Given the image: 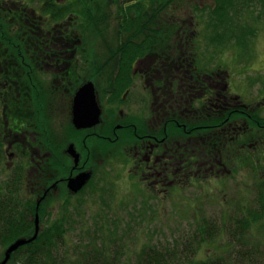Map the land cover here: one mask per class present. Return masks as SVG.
I'll list each match as a JSON object with an SVG mask.
<instances>
[{
	"label": "flooded vegetation",
	"instance_id": "flooded-vegetation-1",
	"mask_svg": "<svg viewBox=\"0 0 264 264\" xmlns=\"http://www.w3.org/2000/svg\"><path fill=\"white\" fill-rule=\"evenodd\" d=\"M56 1L63 3L65 0ZM41 5L40 0H0L10 35L5 45L0 41L4 48L0 52V174L4 177L0 179V263L9 244L18 239H29L36 230V238L16 249L5 264H26L28 257L21 259L19 254L44 245L47 250H52L59 244V223L63 232L70 233L80 228L88 204L98 203V197L105 199L106 196H82L79 193L86 187L95 186L101 192V185L108 175L105 168L108 162H113L114 168L119 169L116 173L128 167L125 177L133 178L130 186L137 187L138 192V195H132L133 198L164 202L170 195L178 197L173 193L176 189L185 197L188 185L203 197V182L222 181L225 176H232L233 168H229L232 165H220V139L225 141L223 146L233 140L228 150L234 146L233 150L245 152L239 164H233L240 170L251 157V151H244V147L253 149L255 158L261 160L264 143H257L252 136L264 134V125L258 119L252 123L250 120L251 115L256 114V108L242 105L236 98L238 94L231 95L227 81L220 83L211 71L196 69L195 55L200 40H195L192 30L195 18L191 21V29L182 18L173 19L183 9L182 5H174L177 9L172 10V4L161 9V5L155 6L151 0H133L123 4L135 10L137 6L144 8L139 22L141 28L148 27L147 34L136 32L133 41L144 46L141 42L147 39L145 46L148 48L132 55L129 85L120 94L112 87H106L101 79L95 80L97 76L103 77L102 72L96 73L92 80L89 73H82L90 71V68L75 67V53L60 51L55 35H45L44 38L38 34L43 31ZM27 11L33 18H25ZM154 17L158 20L155 21ZM52 24L60 25L58 22ZM260 24L263 28L256 29L254 33L263 36L264 24ZM16 25L29 26L30 34L16 35ZM128 39L122 33L116 36L120 48L121 43ZM32 40L38 43V47L30 44ZM122 55L123 52L117 60ZM255 69L264 70V67ZM119 71L120 68L115 69L113 79ZM86 82L93 83V97L99 115L95 124L76 128L73 97ZM227 91L228 99H220V93L225 95ZM231 102L239 107L236 116L231 118L228 115L219 123V112H227ZM123 142L128 145L122 147ZM115 146L116 153L112 155L110 149ZM84 173L88 174V179L73 191L70 181ZM126 198L121 196L119 201ZM190 205V209L182 211L193 220V232L191 236L184 237L178 249V242L171 241V246L159 251L152 246L154 235L150 228H134L138 235L131 241L138 239L142 232L145 240L138 245L145 244L147 248L133 249L128 253L124 247L130 243L120 241L123 238L116 234H121V230L111 226L106 227L103 234L100 230L104 237L100 242L102 248L98 250V256L103 258L102 264H171L172 251L177 257L174 264H217L220 238L215 228L216 217L206 220L200 215L199 206L195 207L196 211L194 205ZM104 207L110 208V205L104 204ZM67 208L69 214L64 213ZM122 212L118 210L114 214ZM60 213L57 222L56 216ZM177 213L173 214L176 216ZM52 217L56 222L54 227L44 230L42 220ZM103 218L98 216L95 218L98 223L92 222L87 228L83 226V231L78 233L83 237H78L80 239L76 243L90 239L89 230L101 225L100 219ZM66 223L70 224L69 228ZM145 229L151 233H144ZM64 239L67 240L65 236ZM37 240L40 242L36 244ZM72 248L79 252L82 245L74 243ZM108 249L112 250L113 256H108ZM226 249L229 251L223 264H234L237 258L233 260L235 256L230 251L241 255L235 252L232 244L226 245ZM122 253L128 254L129 259L121 261Z\"/></svg>",
	"mask_w": 264,
	"mask_h": 264
},
{
	"label": "rangeland",
	"instance_id": "rangeland-1",
	"mask_svg": "<svg viewBox=\"0 0 264 264\" xmlns=\"http://www.w3.org/2000/svg\"><path fill=\"white\" fill-rule=\"evenodd\" d=\"M191 2L196 3L200 10L196 9L193 5L189 6V2L185 0L182 3L183 9H181L173 19L178 17L182 18L188 29H191V21L193 17L195 18L193 20L195 23L193 24L194 28L192 30L195 32L194 35H196L195 40H200L199 48L195 55L196 69L200 67L205 72L211 71L210 73L214 76V79L220 83L227 81V85L230 89L229 91L232 93L231 95L238 94L239 96L236 98L242 105L256 108V113L264 116V70L257 71L255 69L257 66L264 67V35H256L254 33L256 29L263 28L260 23L264 24V0H192ZM221 9L226 10L224 16L220 15ZM201 10L202 13L200 12ZM156 19L158 20V17L155 18V21ZM38 34L42 35L44 38L46 37L43 32H39ZM30 44L38 47V43L33 40ZM67 46L68 42L62 43L64 49ZM87 49H90V47L87 46ZM111 50L110 45H106L100 47L98 52L99 54H109ZM75 60V64L80 66L81 58H75ZM250 60L252 65L250 64ZM94 68V66L90 68L92 75ZM104 69H110L111 74L113 72L111 68ZM90 71H85L84 74H90ZM101 76L103 77L97 76L95 78L96 81L97 79H101L104 84H107V78L103 70ZM229 91H227L225 95L229 94ZM252 137L258 140L256 141L257 143L259 141L264 143V134H254ZM126 145L128 144L123 142L122 147ZM116 148L117 146L110 149L112 155L116 153ZM244 148V151H251L253 152L252 154H254L253 149L247 150L246 147ZM258 159L259 158H256V163H259L260 160L257 161ZM260 162L262 164L257 166L246 164L243 170L237 167L234 173H232V176L231 174L229 175L230 179H227V176H225L222 181L203 182V197L193 186L188 185L185 187V197H182L179 189H176L173 193L178 197L171 196L164 202H159L156 199L143 200L140 198H133L132 195H138V192L137 187L130 186V181H132L133 178L129 176L125 177L128 167L116 173L119 169L114 168L113 162H108L105 167L106 175H108L103 185H101V192L95 186V188L86 187V189L84 188L83 191L79 193L82 194V196L103 194L106 198L102 199L98 197V203L88 204L89 207L84 209L85 214L82 217L83 224H79L81 227L71 230L70 233L65 231L66 234L68 233L65 235L67 240L64 239L63 242V237L59 239V244L55 245L54 248L50 250V260L47 261L48 256L46 257L45 264H91L92 261V264H102L101 260H103V258L98 256V250L102 248L100 247L102 245L100 242L104 238L102 235L104 229L111 226L121 230V234H116L117 237L121 236L123 238L122 240L120 239V241L127 240V243H130L131 246L128 245L124 247L128 253L133 249L147 248L145 244L138 245L145 240L142 232L139 233L138 239L131 241L133 236L138 235L133 231L135 230L134 228H150L152 235H154L152 246L159 251H161L162 248L171 246V241L178 242L176 245L178 249L179 243L184 241V237L191 236L193 232V220L186 215L185 211H182L190 209V204L194 205V209L196 206H199L200 209L198 210L201 211L200 215L206 220H209L211 216H215L216 226L219 225L220 219L226 218L228 213L232 216L235 213V209L240 205L245 206L247 209H250L251 206H254V208L256 207L255 205H251L256 203L254 201L257 195H254V193L259 187H262V180L264 179V159ZM231 167H236V165H232ZM16 175L20 177L18 173H16ZM3 178L4 177L0 174V179L3 180ZM258 179L259 181L255 183ZM222 182H224V184ZM141 186L145 188V185L142 183ZM246 187L247 189H244ZM16 194L20 193L17 192ZM121 196H127V198L124 199V201H119L121 200ZM176 199H178L177 201L179 204L175 207ZM104 204L110 205V208L104 207ZM118 210L123 212L114 214V212ZM105 211H108V214H104ZM150 211H152L154 215H151ZM177 211L178 213L175 216L173 213ZM64 213H70L68 208ZM60 215L61 213L56 216L57 222L60 220ZM116 215L119 216L118 219L115 218ZM234 215L235 217L241 216V214L238 213ZM51 216H53V214ZM98 216L104 218L100 219L101 225L98 224L96 228L93 227L95 230H89L88 235L90 239L85 238L81 244L76 243L80 239L78 237H83L78 236V233L83 231L82 227L86 226L87 228L92 222L98 223V220L95 219L96 217L98 218ZM73 217H77V215ZM262 222L264 224V221ZM41 223L43 229L47 231L51 226L54 227V223L56 222L52 217L43 219ZM65 225L68 228L70 227L69 223ZM145 232L150 231L145 229L144 233ZM261 232H264V229L261 230ZM247 235L249 240H251L249 233ZM73 242L76 245H82L79 252L72 248ZM220 242L225 246L229 244L234 245V250L237 252L238 242L229 234L224 233ZM103 248L107 250L105 247ZM121 248L122 247H119V249ZM180 248L181 246L179 249ZM260 249L261 251L255 254V257H259L260 255L264 256V247ZM228 251L222 247L218 249L216 253L218 257L225 259L227 258L226 254ZM230 252L235 256L233 260H236V258L238 259L234 264H255L254 262L251 263L249 259L248 262H243L236 253L233 251ZM83 253H85V255L81 257L80 255ZM108 253V256H113L112 250L108 249ZM203 253H205V250H203ZM20 258L23 259L24 257L21 255ZM229 258L232 259L231 257ZM127 259H129L128 254H120L121 261ZM16 260L19 262L21 261L18 257ZM123 264L128 263L124 262ZM262 264H264V258Z\"/></svg>",
	"mask_w": 264,
	"mask_h": 264
},
{
	"label": "trees",
	"instance_id": "trees-1",
	"mask_svg": "<svg viewBox=\"0 0 264 264\" xmlns=\"http://www.w3.org/2000/svg\"><path fill=\"white\" fill-rule=\"evenodd\" d=\"M33 1V0H31ZM42 5L41 7V15H42V32L44 35H55L58 38V49L60 51L68 50L73 51L75 53V58H81V65L79 67H95L97 69L96 72L90 71V78L94 80V76L97 75L103 70L105 76L107 78V86L108 88L112 87L118 94H120L125 86H128L129 80L128 77L130 75L131 70V62L134 60V56H132L136 52H141V50H146L148 47L145 46L147 43V39H144L141 43L143 45L136 44L133 41L134 33L139 32L143 34H147L148 27L141 28L140 20L142 19L144 12V8L137 6L136 10L131 8L130 6L124 7L123 4L127 2H131L133 0H65L63 3H59L56 0H40ZM121 1V2H120ZM185 0H151L152 4L155 6L158 4L161 5V9L168 7V5L172 4L171 9H177L179 5H182ZM188 5H193L196 9L200 10L197 7L196 3H192V0H187ZM220 1V0H216ZM226 1V0H221ZM120 2L121 4H119ZM118 5V6H117ZM117 7V8H116ZM137 11V12H136ZM225 9L220 10V15H225ZM19 18V16L17 17ZM27 19L33 18V15L30 12H26ZM54 22L60 23V25L53 26ZM64 22L63 24H61ZM34 24V23H33ZM17 34L20 35H29L28 31L29 26H18ZM6 22L4 21V17L2 15V11L0 9V41L5 45L6 38H8V32L6 29ZM125 34L128 36V40L121 43L122 47L118 46V42L116 41V36L119 34ZM13 38V37H11ZM102 40V43H101ZM68 42V46L62 47V43ZM106 45H110L111 52L101 53L99 54L98 50L100 47H104ZM87 46L90 49H87ZM4 50L3 46L0 45V52ZM89 52V53H88ZM123 52V55L117 60V56ZM96 56V57H94ZM97 60V62H96ZM75 67H78V64H75ZM113 70L111 74L110 69ZM120 68V71L117 72L115 79H113L115 75V69ZM75 72V71H74ZM84 73V72H83ZM7 76V75H6ZM75 76L77 74L75 72ZM96 80V79H95ZM128 80L126 83H124ZM112 83L115 85L113 86ZM120 83L122 85H120ZM124 83V84H123ZM230 95H224L220 93V99H228ZM232 106L228 107L227 112L220 111L218 115V122L220 123L224 119L227 118L228 115L232 118L235 117L236 110L239 107L236 104L230 103ZM259 114L251 115V123L254 119H258L261 125H264V118H260ZM253 140L258 141L255 137H252ZM208 140L211 141V138ZM219 157L220 165L228 164L233 165L236 162V165L239 164V160L241 155L245 152L239 151L233 147L228 150V148L232 145L233 140L227 141L224 144V140L220 139L219 141ZM209 147V146H208ZM208 149H211L210 147ZM243 149V148H241ZM256 152V151H255ZM251 152V157L249 161H245L247 164L251 165H259L262 164L260 161L264 159V155H261V160L259 163H256V158L254 154ZM233 168L232 173H234L237 167H229ZM223 177V176H222ZM229 179L230 176L227 175ZM259 181L256 180L255 183ZM224 184V182H222ZM260 188V187H259ZM258 188V189H259ZM257 191H255V205L251 206L250 209L245 208V206H238L235 209L234 214H241L240 217L232 216L228 213L225 219H220L219 225L216 226V231L218 232V237L220 240L222 239L223 234L227 233L230 236L234 237L238 242V251L237 253L241 256H238L240 259L246 262L250 260V262H254L255 264H262L264 256L260 255L259 257H255L254 255L261 251V247H264V232L261 230L264 229V179L262 180V187ZM207 194V193H206ZM173 196V195H170ZM174 197V196H173ZM179 204L176 199L175 207ZM233 212V211H232ZM222 218V217H221ZM62 224L59 223L58 226V238L61 239L64 236L65 232L62 231ZM251 237V240L248 238V234ZM219 240V249L223 247L226 249L225 245ZM40 240H37L36 244L39 243ZM208 241L207 243H210ZM51 249H46L45 245L42 248L37 250L27 251L25 253H20L19 255L27 258L26 264H45V259L47 261L50 260ZM177 250V249H174ZM175 252L172 251L171 264H174V260L177 257H174ZM23 258V259H24ZM249 259V260H248ZM82 260V259H81ZM238 260V259H237ZM225 261L222 257H218L217 264H223Z\"/></svg>",
	"mask_w": 264,
	"mask_h": 264
},
{
	"label": "water",
	"instance_id": "water-1",
	"mask_svg": "<svg viewBox=\"0 0 264 264\" xmlns=\"http://www.w3.org/2000/svg\"><path fill=\"white\" fill-rule=\"evenodd\" d=\"M94 87L92 82H86L82 85L75 93L74 98V109H73V123L76 128L88 127L91 124L97 122L99 115V109L95 102ZM88 174L84 173L70 181L71 189L77 191L88 179ZM37 236V230L29 239H18L13 243L9 244L8 248L4 252V258L0 264H5L10 258L11 254L16 251L20 246L29 243L34 240Z\"/></svg>",
	"mask_w": 264,
	"mask_h": 264
}]
</instances>
